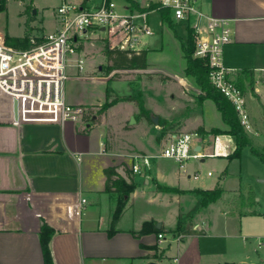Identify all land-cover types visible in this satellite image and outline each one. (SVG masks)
<instances>
[{"label":"crops","instance_id":"obj_1","mask_svg":"<svg viewBox=\"0 0 264 264\" xmlns=\"http://www.w3.org/2000/svg\"><path fill=\"white\" fill-rule=\"evenodd\" d=\"M83 3L95 5L98 1ZM32 5L35 7L34 1ZM197 6L209 16L229 21L232 40L224 46L223 61L237 70L235 80L237 75L242 77L251 124V130L246 131L247 145L252 146L256 138L264 139V73L260 71L264 67V0H197ZM42 23L46 31L56 26L54 17L50 29ZM183 68L181 77L176 72L168 75L178 83L180 79L181 86L186 84ZM246 71H251V76ZM83 76L66 81L68 103L97 106L114 94L109 89L110 74ZM71 80L89 82L78 84V94L67 95ZM126 95H140L143 108L152 112L150 118L140 114L134 101H118L103 113L93 114L89 121L0 123V264H44L39 241L43 218L54 230L49 242L54 264H166L174 256L178 258L175 264H264V194L251 185L242 189L238 183L231 187L225 183L230 162L238 158L226 157L223 183L217 181L214 187L198 182L199 166L205 159L189 160L183 173L173 160L156 157L146 172L133 173L134 155L157 154L163 139L158 121L153 122L154 114L160 113L146 107L144 91ZM208 100L200 102L206 107L204 117L188 116V132L202 126L207 133L200 134L206 140L225 135L210 133L225 125L222 120L217 122ZM121 103H128L129 108L114 121L122 111L113 110ZM141 126L145 134L139 139L134 133ZM251 152L264 157V151L253 146ZM261 160L264 163V158ZM110 166H116L119 175L134 183L114 225L111 220L118 195L105 189L104 169ZM194 173L199 174L197 179ZM215 187L223 190L221 198L202 206L195 191ZM250 189L255 205L242 208L241 213L232 211V199ZM82 198L86 203L81 208L72 205ZM35 204L40 205L32 208ZM145 222L155 227L159 222L156 229L160 231L134 237L132 232H138ZM160 232L163 242L157 238ZM176 235L180 240L176 241Z\"/></svg>","mask_w":264,"mask_h":264},{"label":"built area","instance_id":"obj_2","mask_svg":"<svg viewBox=\"0 0 264 264\" xmlns=\"http://www.w3.org/2000/svg\"><path fill=\"white\" fill-rule=\"evenodd\" d=\"M131 1L138 3V7H133ZM151 4L156 5L155 8L149 9ZM159 9L168 10L174 26L183 23L186 32L191 29L195 37L193 57L205 61L211 84L233 104L240 124L245 131H250L245 97L234 79L237 70L225 66L223 61L224 46L232 40L229 21L205 14L197 6V0H124L122 5H118L117 0H99L95 5L63 0L53 10L55 28L29 37L28 46L8 45L2 35L0 123L63 124L83 120L89 114L88 106L68 103L64 86L72 76L84 77L80 73L86 65L85 41L100 38L109 48L138 54L147 45L144 38L154 35L149 15L158 13ZM159 24H162L161 20ZM260 71L264 73V67ZM15 100L17 120L14 118ZM231 149L230 138L226 135H214L206 140L197 131L169 132L157 154L134 155L131 170L135 174L146 172L151 159L163 157L176 162L186 173L189 160L228 157ZM198 177V173L193 174V178ZM84 203L86 199L82 198L72 205L79 209ZM38 205H32V208ZM43 221L47 223L44 218ZM157 238L160 242L165 240L162 232L157 234ZM180 238V235L175 236L176 241ZM177 262L178 258L174 256L166 264Z\"/></svg>","mask_w":264,"mask_h":264},{"label":"rangeland","instance_id":"obj_3","mask_svg":"<svg viewBox=\"0 0 264 264\" xmlns=\"http://www.w3.org/2000/svg\"><path fill=\"white\" fill-rule=\"evenodd\" d=\"M63 0H34L35 7L38 9L37 14L31 13L25 10V5L30 3V0L17 1L8 0L6 4V10L0 12V33L4 36H25L31 37L41 31L40 22L50 29L53 24V10ZM67 3L81 4L83 0H65ZM99 1V0H96ZM124 0H117L118 5H122ZM35 15L37 18H35ZM159 14L153 12L149 15V22L154 30V35L145 37L148 47L155 48L149 49V68L144 70L139 69H120L114 70L110 73L109 89L114 94L109 95L108 99L118 96H130L126 95L129 92H137L143 90L144 102L146 107L153 109L160 113L156 116L159 126L161 127L159 132L161 138L164 139L169 132H182L188 131V116L192 117H204V111L206 107H202L201 101L196 97L199 93L198 87L190 77L182 76L185 78V86L179 85L174 77L170 78L168 75L176 72L177 76L181 77V69L184 65V61L181 57V51L179 49L180 43L175 38L173 31L166 25L161 26L159 24ZM176 34L186 39L187 32L183 23H179L174 26ZM103 35L104 34H100ZM5 41V40H4ZM105 41L100 38L88 39L84 43V54L86 58V65L81 75L102 76L104 75V69L107 65V61L102 53ZM163 46V48H161ZM74 73V71L72 72ZM175 75V76H176ZM188 81L190 85L188 86ZM89 81H75L71 80L66 86V94H78L81 89L78 84H86ZM101 88V87H100ZM132 88V89H131ZM134 89V90H133ZM140 94V93H139ZM141 95V94H140ZM138 96L140 98L141 96ZM214 107L215 114L217 116V122H221V117L212 101L208 100ZM135 102V101H134ZM132 105V104H131ZM138 109V105L134 104ZM93 106L94 112L98 110ZM200 106V107H199ZM129 108L128 103H121L117 105L113 111H122L114 117V121L119 118ZM156 114H154L153 119ZM82 121V120H81ZM154 122V121H153ZM164 122V124H162ZM196 131V129L192 130ZM108 133L110 131L108 130ZM145 134L144 127H138L134 135L140 139ZM264 139L256 138L252 142V146L256 151H264ZM252 146H244L241 149L238 159L230 162L227 168L226 185L231 187L234 183L245 189L248 185H251L253 189L264 194V163L258 156L251 152ZM227 163L226 157L206 158L200 167L199 183L207 185L206 187H214L217 181L223 183L221 178ZM187 170V166H186ZM211 172L212 176L208 177L207 172ZM240 180V181H239ZM177 229L175 232H178Z\"/></svg>","mask_w":264,"mask_h":264},{"label":"trees","instance_id":"obj_4","mask_svg":"<svg viewBox=\"0 0 264 264\" xmlns=\"http://www.w3.org/2000/svg\"><path fill=\"white\" fill-rule=\"evenodd\" d=\"M17 1H25V0H17ZM34 0H30V3L25 5V10L31 13L33 8ZM86 0H83L85 2ZM8 0H0V12L6 10V4ZM133 7H138V3L131 1ZM156 5L151 4L149 9L155 8ZM158 13L160 15V19L163 25H166L170 28L175 37L179 40L181 46L182 58L184 60V68H183V76L190 77L193 79L195 85L199 89V93L197 94V98L200 101L205 99H209L213 102L216 109L219 111L221 120L224 123V129H212L210 133L213 134H225L227 135L232 142V149L229 158H238L240 156L241 149L247 145V134L243 126L239 122V118L237 112L233 106V104L228 100V98L221 93L217 88L211 84L208 75V66L204 60L200 58L193 57V52L195 49V37L192 34L191 29H188L186 39L183 40L180 38L174 29V25L169 19L168 10L167 9H159ZM2 35H0L1 37ZM27 35L25 36H9L8 34L4 35V40L8 45L16 46V47H26L28 46ZM102 53L107 61V65L104 69V75H109L114 70L120 69H139L144 70L148 68V50L142 49L138 54L132 53L129 54L126 51L119 50L117 48H109L108 44L105 43L102 49ZM248 76H251V71H246ZM236 85L243 92V83L241 75L236 76L235 80ZM109 98V96H108ZM118 101H135L140 110V114L144 115L147 119L150 118L152 112L149 110H145L143 108L142 100L135 96H118L113 97L110 100L107 99L103 104H101L96 112L92 109L93 106H88L89 114L85 115L83 119L85 121H89L93 114H101L108 107L117 103ZM164 124V122H162ZM197 132L204 134L207 133L202 126L197 128ZM261 159L264 157L260 154H257ZM125 173L129 176V171L126 169ZM104 174L106 177L105 181V189L108 192H115L118 197L116 201V207L112 214L111 223L114 225L119 217L122 215L130 193L134 189V183L129 180L127 181L124 177L118 174L116 171V166H110L104 169ZM222 189L219 187H215L209 190H197L195 191L198 196L201 198V205L207 206L208 204L219 200L222 196ZM255 194L253 190H249L245 195L239 194L235 198L232 199L230 204V209L232 211H238L241 213L242 208H252L255 205ZM148 231H160L156 229L154 223L145 222L143 223L141 229L138 232H132L134 237H139L141 234L146 233ZM54 234L53 228L43 223L40 227L39 232V241L42 250L43 262L44 264H54L52 260V255L50 252L49 242Z\"/></svg>","mask_w":264,"mask_h":264},{"label":"water","instance_id":"obj_5","mask_svg":"<svg viewBox=\"0 0 264 264\" xmlns=\"http://www.w3.org/2000/svg\"><path fill=\"white\" fill-rule=\"evenodd\" d=\"M35 9H33V13H35ZM14 118H15V120H17V101L15 100L14 101ZM134 122V118L133 117H131L130 118V123H133ZM154 122L156 123L157 122V118H156V116L154 117ZM156 227L157 228H159L160 227V223L158 222L157 224H156ZM148 264H157V263H155V262H149Z\"/></svg>","mask_w":264,"mask_h":264}]
</instances>
